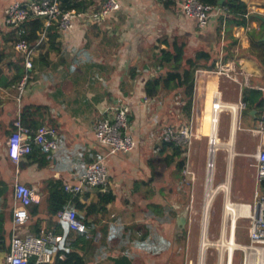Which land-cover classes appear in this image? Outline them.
I'll list each match as a JSON object with an SVG mask.
<instances>
[{
  "label": "crops",
  "instance_id": "0c3cea01",
  "mask_svg": "<svg viewBox=\"0 0 264 264\" xmlns=\"http://www.w3.org/2000/svg\"><path fill=\"white\" fill-rule=\"evenodd\" d=\"M13 1L28 0H0V264L12 236L16 180L39 195L37 213L29 215L23 230L30 234H36L35 229L55 232L60 237L55 256L62 250H75L84 264H153L150 250L162 239L165 248L172 247V232H178L179 240L188 218L187 205L173 203L178 195L173 175L177 158L169 165L163 162L158 127L169 122L178 128L191 119L193 135L182 156L181 172L188 167L194 180L203 175L211 136L218 148L228 150V156L222 157L226 165L224 180L227 172L237 177L245 159L262 141L258 131L264 129V109L236 108L234 114L222 109L214 114L212 105L215 97L221 103L237 105L250 90L264 95V67L250 55V42L261 41L264 33V24L257 19L264 17V0H241L247 7L246 27H234L229 34H225L223 25L217 31L218 19L210 28L198 30L194 20L174 10L180 0H118L120 16L115 14L109 18L112 20L90 25L89 30L85 28L89 26L78 24L66 34L57 32L53 42H44L34 56L32 80L19 104L15 86L21 79H16L19 71L23 76L22 59L13 48V33L3 24V11ZM174 39L186 44V58L193 57L195 50L210 56L195 70L189 112L181 89L160 88L150 97L144 93L145 83L156 75L152 62L159 49H165L162 42ZM176 101L180 105L174 107ZM117 102L129 107V133L136 147L108 157V182L85 189L75 202L67 204L66 209L74 211L89 230L86 235L79 234L48 214L46 183H75L89 164L102 157L105 149L94 138V126L111 115ZM24 106L40 107L30 110L27 123L55 127L58 147L48 155L33 147L31 154L15 164L6 154L5 143L17 110ZM170 154L168 150L165 156ZM239 157L244 161L236 163L235 172L233 161ZM158 160L164 167L161 174L157 172ZM249 186L254 192L255 178ZM194 193L192 190L184 198ZM230 194L233 199L249 202L246 191H238L236 185ZM106 195L112 200L102 204ZM158 196L163 197L164 208ZM161 214L170 216L161 224L164 234L158 233L156 226L157 215Z\"/></svg>",
  "mask_w": 264,
  "mask_h": 264
},
{
  "label": "built area",
  "instance_id": "2783aa9c",
  "mask_svg": "<svg viewBox=\"0 0 264 264\" xmlns=\"http://www.w3.org/2000/svg\"><path fill=\"white\" fill-rule=\"evenodd\" d=\"M60 5V0L13 1L3 11V24L8 30L14 32L13 48L20 54L24 70L23 76L15 86L18 92V104L25 88L32 80L34 56L44 42L47 41L49 28L54 27L59 34L63 35L70 32L78 24L98 25L117 14L121 9L118 0H92V5L83 13L63 11ZM179 8L181 15L194 20L196 28L200 31L210 28L215 20L225 15L223 9L202 4L197 0H182ZM29 19H39L43 22V28L38 35V39L32 45L28 44L24 37L23 25ZM236 108L241 111L245 108V104L243 102H239L237 105L224 104L220 102L219 98L215 97L212 105L214 114L222 109L234 114ZM128 114V105L117 102L108 118L96 122L94 138L105 151L98 161L87 166L85 172L78 176L75 183H64V192L75 197L81 195L85 189L99 188L108 182V172L105 166L107 158L117 153L131 152L136 147L137 142L134 136L129 133ZM192 129L191 119L182 127L176 128L173 125H167L162 128L159 138L162 142L173 144L179 147L182 152H187L193 135ZM258 132L262 141L252 155L255 162V190L251 203L232 202L230 191L224 184L213 188L214 161H212L211 169L213 171L210 178L207 174L206 184L208 186L209 183V191L212 192L213 196L218 192L223 195V209L233 206L238 211L235 220H230V223L225 224V226L223 224L220 238L224 237L225 244L228 237L235 242L237 220H249L251 223L248 244L241 246L235 243L236 249L230 256L227 253L221 254L218 264H234L236 250H241L244 254L242 264H248L249 259L253 257V252L260 250L264 254V129L260 128ZM57 136L58 131L53 126L43 125L35 130L24 126L21 122V109H18L16 118L12 122V132L5 143L6 154L15 164H18L22 158L29 155L33 147L38 148L42 154H52L58 147ZM210 141L209 138V157L211 153L215 155L218 151L211 150ZM182 173L187 184L194 180V176L188 170V167ZM228 178L229 173L227 172L225 180H228ZM13 192L17 205L13 208L12 236L9 240V250L4 257L3 264H28L31 258H35V264L51 262L56 257L53 251L56 249L60 237L51 230H41L38 234H30L23 230V225L29 219L27 208L39 202V195L35 190L22 185L17 180L13 184ZM186 209L189 211L190 207ZM55 217L58 222H65L69 229L79 234L86 235L89 232L87 226L77 218L76 213L72 210L65 208L57 212ZM57 258L63 259L64 257L58 255ZM249 264H254V262ZM260 264H264V255L260 259Z\"/></svg>",
  "mask_w": 264,
  "mask_h": 264
},
{
  "label": "trees",
  "instance_id": "16d2710c",
  "mask_svg": "<svg viewBox=\"0 0 264 264\" xmlns=\"http://www.w3.org/2000/svg\"><path fill=\"white\" fill-rule=\"evenodd\" d=\"M163 1V0H161ZM198 2L213 7H218L224 10L225 15L218 18L217 31H221V25L224 26L223 30L225 34H229L234 27H246L247 7L241 0H224L221 5H218L220 0H197ZM60 6L63 11H75L77 13L85 12L91 5L92 0H60ZM220 26V27H219ZM24 37L28 44L32 45L37 39L40 31L43 28V22L39 19H29L23 25ZM11 31V30H10ZM13 36L15 38L14 32ZM57 37V30L51 27L47 31L48 43H51ZM258 38L256 41H251L250 55L256 59L260 66L264 67V42H261ZM162 44L165 49H159L158 55L152 62V67L155 68L156 75L151 77L144 85V93L150 97L160 88L170 91L182 90L184 91L185 109L189 112L191 107L192 91L194 85V73L201 61L208 62L210 56L204 51H197L193 57L186 58L185 46L186 44L174 39L168 43L163 41ZM41 48V47H40ZM19 71V70H18ZM22 73L20 71L17 80L20 79ZM16 81V80H15ZM242 102L248 110L251 109H264V95L259 90H250L243 94ZM39 106H24L21 109V122L24 126L35 130L39 128V123L30 121L27 123V116L31 109L35 111L39 110ZM162 160L165 164L169 165L174 162L175 158L180 159V148L173 144L162 143ZM39 150V149H38ZM170 150L171 154L166 155V151ZM32 152V151H31ZM40 154L41 152L38 151ZM31 154V153H30ZM184 161L179 160L176 164V168L179 172L182 171ZM47 197H46V209L49 215L55 216L59 211L66 208L68 203L76 201V196L64 192L63 185L58 181H50L46 183ZM112 200L110 195L103 196L101 199L102 204H107ZM159 209L160 206H155ZM38 210L37 204H32L28 208L29 215H35ZM162 216V214H161ZM173 218L175 214L173 213ZM158 222L163 224V218H158ZM35 233L38 234L39 230L35 229ZM62 234L61 232H59ZM172 251L171 247H164L163 239L157 244V246L150 252L152 254H164L170 255ZM63 255V259H58V255ZM115 264H119V261H114ZM28 264H35V258H31ZM47 264H84L82 255L75 250L59 251L56 257Z\"/></svg>",
  "mask_w": 264,
  "mask_h": 264
},
{
  "label": "rangeland",
  "instance_id": "374dc122",
  "mask_svg": "<svg viewBox=\"0 0 264 264\" xmlns=\"http://www.w3.org/2000/svg\"><path fill=\"white\" fill-rule=\"evenodd\" d=\"M182 0L178 2L177 5L174 6V10H177V14H180V4ZM120 13H117L116 15H119ZM114 15V17L116 16ZM120 16V15H119ZM117 17V19L119 18ZM112 20V19H109ZM108 20V21H109ZM88 28V30L91 28ZM98 28V27H97ZM101 28V27H99ZM98 28V30H99ZM92 30V29H91ZM92 31L95 32V29ZM162 38V37H161ZM146 49H149L150 46L146 45ZM194 50V47H189ZM199 51L195 50L194 52ZM159 54V53H157ZM176 100V99H175ZM174 107L179 106V102L174 103ZM239 119L237 118L236 121ZM167 125H171L168 123H162L159 129V135L162 128H164ZM209 148V145H208ZM180 159H176V164L179 160L184 159L182 156L184 155L185 151H181ZM208 152V151H207ZM223 154L228 156V150L226 147H219L218 151L215 155H213L212 161L215 160V169H214V176L212 181V186L215 188L218 185L224 184L229 191L231 192V188H234V185L238 188V191L245 190L247 195V200L249 202L252 201V195H253V188H250V184L254 183L255 178V162L252 158V156H248L245 161L244 159L235 158L236 160L233 161V168H235V165L238 161H244L245 166L241 168L240 173L238 174L237 169L235 168L236 172V178L229 175L228 180H224V174L226 171V165L224 160L222 159ZM209 154L207 153L206 157V163L203 170V175L201 177H196L195 180L192 182H189L188 184L185 182V176L182 172H179L177 168L175 167L176 164H174V178H176V182L174 183V188L177 189V196L174 198V202H176L178 205L180 203L184 207L187 205V207H190V210L187 211L186 215H188L187 223L185 225V228L182 230V237L177 239V231L172 232L173 238H172V251L171 254L164 255V254H152L151 253V259L153 258V264H200V256H201V243L203 239V233H205V240L207 243V246L204 249V255H203V264H218L219 257L221 254H226V249L229 251V256L233 249H230L228 247L229 244H227V247H225V242H220V233L223 227V224H229L230 219L232 218V214L225 213L223 209V195L221 192L216 193L211 202L208 209L207 217H206V227L204 231V212H205V205L207 203V192H206V179L208 174V160H209ZM192 160H195V157H192ZM159 163L163 164L161 160H158V166H157V172L158 174H161L164 171V167L161 166ZM186 167V164H185ZM213 171V169H212ZM230 172V170H229ZM230 174V173H229ZM158 185H160L158 183ZM250 188V189H249ZM194 190V196H187L185 199L184 197L187 195L188 192ZM235 195V190L232 194ZM231 196V194H230ZM159 197V196H158ZM231 198V197H230ZM158 202L161 204V206H166L164 203L163 197L157 198ZM232 202L236 203H249L245 202V200L240 199L236 200L231 198ZM169 205V204H168ZM167 205V208H168ZM176 205V204H174ZM170 206V205H169ZM168 211V210H167ZM163 218L164 220H169L170 216L168 214L165 215H157L158 218ZM250 221L249 220H237L236 223V234H235V243L237 245L245 246L249 242V227H250ZM157 229L158 233L164 234L162 232L161 223L157 221ZM227 239V238H226ZM243 252L241 250H236L234 254V264H242L243 260ZM254 262V256L249 259V263Z\"/></svg>",
  "mask_w": 264,
  "mask_h": 264
},
{
  "label": "bare ground",
  "instance_id": "6f19581e",
  "mask_svg": "<svg viewBox=\"0 0 264 264\" xmlns=\"http://www.w3.org/2000/svg\"><path fill=\"white\" fill-rule=\"evenodd\" d=\"M210 139H211V141H210L211 142L210 143L211 144V150L212 151H217V149H218V143L216 142L215 137L214 136H211ZM212 158H213V155L211 153L210 154V159H209V162H208V165H209V168H208V178H210V175H211V172H212V169H211V166H212ZM207 190L208 191H207L206 198L208 200H207V203L205 205V212H204V218H205V220H204V231H205V227H206V217H207L208 209H209V206H210V202L212 200V197H213L212 192L209 191V183H208V186H207ZM224 211H225V213H229V216H230V213L232 214V218L230 220H235L236 219L238 211H237V209L235 207L228 206L227 208L224 209ZM204 236H205V233H203V239H202V243H201L200 264H203L204 249L207 246V243H206V240H205ZM220 242H225L223 236L220 238ZM229 243H231V244H229ZM227 244H229L228 247L230 249H233L232 252L236 249V244L232 240V238H229V237L227 238L225 247H227ZM226 253L229 255V251H227V249H226ZM263 255H264L263 252L260 251V250H258L257 252H253L254 264H260V259H261V257Z\"/></svg>",
  "mask_w": 264,
  "mask_h": 264
},
{
  "label": "water",
  "instance_id": "95a60500",
  "mask_svg": "<svg viewBox=\"0 0 264 264\" xmlns=\"http://www.w3.org/2000/svg\"><path fill=\"white\" fill-rule=\"evenodd\" d=\"M223 1L224 0H220L218 2V5H221L223 3ZM257 19L264 24V17L258 16ZM261 41L264 42V33H263V36L261 38ZM254 113H255L254 111H251V115H254Z\"/></svg>",
  "mask_w": 264,
  "mask_h": 264
}]
</instances>
